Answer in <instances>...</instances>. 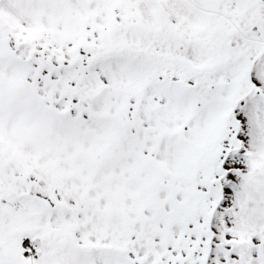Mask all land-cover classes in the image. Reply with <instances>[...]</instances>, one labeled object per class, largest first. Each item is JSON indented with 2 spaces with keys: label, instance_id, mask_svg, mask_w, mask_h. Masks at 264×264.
I'll list each match as a JSON object with an SVG mask.
<instances>
[{
  "label": "snow or ice",
  "instance_id": "1",
  "mask_svg": "<svg viewBox=\"0 0 264 264\" xmlns=\"http://www.w3.org/2000/svg\"><path fill=\"white\" fill-rule=\"evenodd\" d=\"M0 264H264V0H0Z\"/></svg>",
  "mask_w": 264,
  "mask_h": 264
}]
</instances>
